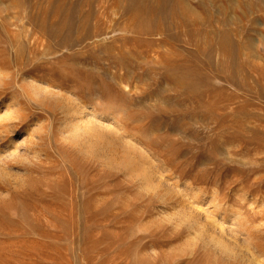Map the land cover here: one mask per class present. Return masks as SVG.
Returning <instances> with one entry per match:
<instances>
[{"label":"rangeland","instance_id":"374dc122","mask_svg":"<svg viewBox=\"0 0 264 264\" xmlns=\"http://www.w3.org/2000/svg\"><path fill=\"white\" fill-rule=\"evenodd\" d=\"M1 63L36 89L0 146V264H264V0H0ZM70 91L103 152L38 104Z\"/></svg>","mask_w":264,"mask_h":264},{"label":"bare ground","instance_id":"6f19581e","mask_svg":"<svg viewBox=\"0 0 264 264\" xmlns=\"http://www.w3.org/2000/svg\"><path fill=\"white\" fill-rule=\"evenodd\" d=\"M40 41L41 40H37V42ZM74 55V53L70 54L66 63L63 61L64 55L62 58L57 57L54 58L53 61L45 62L47 66L49 65L52 68H50L52 72L51 78L60 81H58L59 83L56 81L57 84L55 85H47L56 91H61V81L66 82L76 75L75 72L79 70L78 61H76L77 59ZM66 59L67 58H65V60ZM9 68H3L2 63L0 64V104H6L7 107V109L2 110L4 113L2 121L0 122V146L1 143L5 142L7 148H11V146L14 145L13 137L16 135H14V133L17 132L20 127L22 128L24 125L26 126L28 122L30 123L32 118L29 116L30 114L27 113V110L29 109V103H27V101L22 97L21 100L16 101L18 94L17 91H19V88H17L19 86L18 84L22 85V88L26 86L33 90L36 89V83L23 78V75L21 76V71L10 73L8 72ZM51 80L52 83H55L53 79ZM22 91L23 93H26L23 89ZM19 95H21V93L18 94V96ZM67 96L68 97H65L64 102L56 103L55 106H50V108L47 106V104L45 105L44 102H38V104L45 109L48 108L49 110H54L51 114H53V118H56L58 123H60V129L62 133L68 134V145L73 151L85 154L87 157H90L95 152H103L106 150L109 145V139L107 137V134L109 133L107 130L99 125L93 126L92 117L91 115L83 112L84 109L82 108L84 106L82 107L77 101L78 95L76 92L70 91L68 92ZM9 101L16 102H12V104H10ZM48 109L47 112L49 111ZM93 137H95V140ZM37 141L42 142V138H39ZM35 146H38V144L36 143Z\"/></svg>","mask_w":264,"mask_h":264}]
</instances>
